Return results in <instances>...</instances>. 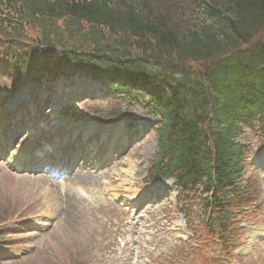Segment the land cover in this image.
<instances>
[{
    "label": "trees",
    "instance_id": "obj_1",
    "mask_svg": "<svg viewBox=\"0 0 264 264\" xmlns=\"http://www.w3.org/2000/svg\"><path fill=\"white\" fill-rule=\"evenodd\" d=\"M174 1L178 17L154 0H0V44L4 57L22 50L13 63L26 78L34 69L31 81L80 71L117 93L141 94L159 119L150 178L211 193L205 205L222 224L221 190L241 170V122L258 118L264 139V41L252 43L264 29V0ZM26 32L36 33L34 47L21 44ZM175 56L203 67L175 79L174 66L159 63ZM120 109L102 120L125 117Z\"/></svg>",
    "mask_w": 264,
    "mask_h": 264
},
{
    "label": "rangeland",
    "instance_id": "obj_2",
    "mask_svg": "<svg viewBox=\"0 0 264 264\" xmlns=\"http://www.w3.org/2000/svg\"><path fill=\"white\" fill-rule=\"evenodd\" d=\"M154 1L168 8L170 17L183 14L174 0ZM35 38L36 33L26 32L21 44L26 48L34 47ZM260 41H264V29L253 37L252 43ZM73 44H76L74 40L67 43ZM2 48L0 44V59L4 52ZM178 59L176 56L163 59L160 65L174 66L175 73L188 69L196 74L203 67L202 64L179 62ZM1 74L0 105L9 84ZM35 90L24 88L13 99L25 97ZM107 90L89 93L98 95L99 99L103 97L102 102H91L88 100L90 97L73 101L69 106L52 108L10 152L40 135L42 127L59 119L65 110L71 115L85 109L103 115L116 108L120 104H107ZM138 100L129 101L127 105L121 103L122 112L125 113L126 109L129 115H145L146 111ZM87 121L96 131L99 124L90 119ZM124 122L122 120L113 126L127 131ZM154 122L152 119L143 121L136 138L109 136L106 141L116 139L119 142L117 150L112 149L115 151L109 166L104 171L100 170V165L83 171L77 169L63 183L25 178L21 173H28V170L10 167L8 159L0 158V229L3 228L4 237L0 239V264H264V171L259 172L257 178L253 176L256 182L248 191L254 193L253 197L261 209L251 214L248 208L245 223L237 220L235 212L234 222L230 224V240L236 238L234 248L239 254L226 259L219 248V238L210 237L221 232L214 225L212 232L208 233V214H204L197 197L189 194L190 202L185 207L192 227L189 230L185 226L186 218L177 213L179 205L172 181L145 183L148 167L154 158L155 138L150 133ZM243 130L242 141L250 161L263 159L264 147H260L257 134L247 125ZM99 144L100 141L91 136L85 146L91 151ZM105 147L101 151L110 152ZM94 160L88 165L94 164ZM253 172L251 166L246 169L247 175ZM70 205L76 208L71 220L67 212ZM209 220L214 223L211 218ZM19 222L22 227L16 225ZM237 227H242V230L236 232ZM252 240L254 242L250 244Z\"/></svg>",
    "mask_w": 264,
    "mask_h": 264
},
{
    "label": "bare ground",
    "instance_id": "obj_3",
    "mask_svg": "<svg viewBox=\"0 0 264 264\" xmlns=\"http://www.w3.org/2000/svg\"><path fill=\"white\" fill-rule=\"evenodd\" d=\"M120 128H117V129H113L112 130V133H115V134H118L119 132H120ZM105 134H107V133H104L103 135H102V138H105L106 136L108 137L109 135H106V136H104ZM85 137V136H84ZM67 212H68V218L71 220L72 219V217H73V214L76 212V208H74V206L72 205H70L69 206V209L67 210Z\"/></svg>",
    "mask_w": 264,
    "mask_h": 264
}]
</instances>
